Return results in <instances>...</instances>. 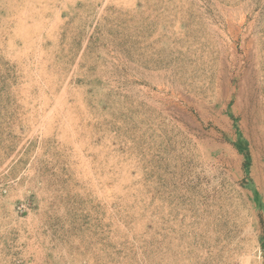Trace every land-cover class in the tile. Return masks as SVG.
Instances as JSON below:
<instances>
[{"label": "rangeland", "instance_id": "1", "mask_svg": "<svg viewBox=\"0 0 264 264\" xmlns=\"http://www.w3.org/2000/svg\"><path fill=\"white\" fill-rule=\"evenodd\" d=\"M0 264H264V0H0Z\"/></svg>", "mask_w": 264, "mask_h": 264}]
</instances>
